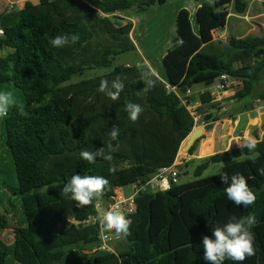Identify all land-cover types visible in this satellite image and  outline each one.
Returning a JSON list of instances; mask_svg holds the SVG:
<instances>
[{
	"label": "trees",
	"instance_id": "trees-1",
	"mask_svg": "<svg viewBox=\"0 0 264 264\" xmlns=\"http://www.w3.org/2000/svg\"><path fill=\"white\" fill-rule=\"evenodd\" d=\"M167 1L145 0L138 8L144 11ZM136 4L129 0H29L22 8L14 6L0 15V29L4 30L0 91L19 90L22 97V103H16L3 118L1 129L23 210L22 221L17 222L19 216L8 211L12 199H0V264H68L66 251L81 257L83 250L97 247L101 242L98 202L114 200L117 191L127 185L145 186L160 169L174 166L183 142L195 129L191 111L180 96L196 85L210 88L226 75L241 83L236 98L242 99L262 80L264 31L260 37H231L228 44L234 51L228 56L202 51L227 25L231 6L241 15L248 10L245 0H214L213 5L197 9L196 29L187 9L178 12L179 44L164 55L163 77L148 65H120L104 75L73 81L88 70L111 69L117 56L136 50L133 26L121 16ZM60 35H78L79 40L53 47L49 41ZM143 72L153 73L151 78L156 80L147 92L143 91ZM118 76L124 89L117 100H111L99 91V85L101 80L111 85ZM199 96L202 106L197 112L211 109L202 124L226 117V111L213 104L211 91ZM258 98L256 103H264V92ZM187 99L189 105L194 104L193 95ZM127 102L143 109L136 122L125 111ZM20 105L27 115H20ZM113 126L119 130L116 140L109 135ZM109 143L112 162L98 157L89 163L80 156L82 150L105 148L107 152ZM241 155L248 158L223 167L213 177L174 182L166 190L142 189L135 211L125 215L132 221L131 234L125 237L130 249L99 251L88 260L74 259L73 264H208L203 259V237L212 236L210 226L250 214L256 218L250 229L256 254L242 264H264V176L257 171L264 167V138L256 137L252 152L235 148L205 158L196 175L201 177L208 164L230 163ZM113 166L115 171L110 172ZM175 167L181 175L180 165ZM224 173L246 178L257 197L253 205L244 208L227 199L228 185L221 180ZM76 174L102 176L109 184L99 199L80 207L61 196L64 185ZM11 215L15 240L7 245L1 236L13 227ZM224 264L238 262L226 260Z\"/></svg>",
	"mask_w": 264,
	"mask_h": 264
},
{
	"label": "clouds",
	"instance_id": "clouds-1",
	"mask_svg": "<svg viewBox=\"0 0 264 264\" xmlns=\"http://www.w3.org/2000/svg\"><path fill=\"white\" fill-rule=\"evenodd\" d=\"M79 40L78 35H60L50 40L53 47H64L71 43H76ZM153 73L143 72L142 79L145 87L143 91L147 92L155 86L156 80L152 79ZM124 89V84L118 76L109 85V81L101 80L99 91L105 94L111 100H117ZM16 100L11 92H0V118L8 115L10 108L16 105ZM20 115H27L24 112L23 106H19ZM125 111L129 115V119L136 122L142 113L143 109L139 104L127 102ZM195 130V129H194ZM112 140H116L119 136V130L113 126L109 133ZM241 148H247L252 152L256 148L255 140H247L246 143L238 145ZM108 151L105 148L97 149L95 152L82 150L80 156L83 160L94 163L96 159L102 158L105 161L112 162L113 156L110 154L113 150L111 143L107 145ZM110 172L115 171V167H110ZM261 176H264V167L257 170ZM221 180L225 185L227 199L236 206H243L247 208L253 205L257 199L254 192L249 188L246 178L242 174H233L229 176L224 173ZM109 181L102 176L79 175L76 174L64 185L61 190V196L77 202L78 206H88L92 204L93 200L99 199ZM119 206H115L113 210H108L99 218V238L101 241H106L113 236L116 237L130 235V227L132 221L128 219L122 212L118 210ZM256 223L254 215L250 214L246 217L236 218L231 217L224 225L210 226L212 236L205 235L203 237V259L208 264H224L226 260H232L242 264L246 259L255 256V248L253 245V235L250 231L251 227ZM214 237V238H213Z\"/></svg>",
	"mask_w": 264,
	"mask_h": 264
},
{
	"label": "rangeland",
	"instance_id": "rangeland-1",
	"mask_svg": "<svg viewBox=\"0 0 264 264\" xmlns=\"http://www.w3.org/2000/svg\"><path fill=\"white\" fill-rule=\"evenodd\" d=\"M129 1L137 2L135 7H133L130 10H126L124 12V14L127 17H132L135 19V22L133 23L134 25V30H133L134 36L133 37L137 42V46H135L136 50L117 56L111 69L88 70L85 72L83 76H76L73 81H78L81 79H88L94 76L104 75L110 72L116 66H120V65H127V66L130 65L133 67L148 65L152 68V70H154L155 74L161 77L164 76L163 56L170 49H172L175 45L179 44V38L177 35V31H176V24H175L174 17H173L175 13V9L179 6V4H184V5L187 4L188 6H190V8H192V6L195 5L196 0H170L169 3L162 6L163 10L160 12V14H156V15L151 14V12H146V11H150L149 8L144 10L145 12L139 10L138 5H140L141 2H145V0H129ZM260 6L264 7L262 3H260ZM12 10L13 9H11L10 11ZM233 22L234 20H231L230 26H228L227 31L229 32L230 35H233L234 38L239 39L240 37L243 36V34L236 33L233 31V27H234V26L232 27ZM263 22H264V18L257 20L256 23L250 22V24L255 26L257 30L254 29L255 31H253V33L251 34L248 33L246 35V38L262 36L263 31L261 30L260 25ZM193 25L196 29L195 20H193ZM236 28H239V26H236ZM205 46L206 48L204 49V53L210 56L212 55L228 56L234 51V49L227 42H223L222 44L211 43ZM262 62L264 66V58ZM219 83H220V79H218L215 82V84L211 87V90L213 92L216 90L218 91L217 87ZM233 86L236 89H238V86L241 87V83L236 81ZM201 88H205V85L200 84V85L194 86L195 91ZM262 92H264V76L262 80L256 84L254 92L251 95L245 98H242L239 101L238 106L246 105L247 110H252L253 100L257 97L258 94H261ZM11 93L13 97L15 98L16 102L21 104L22 97H21L20 91L15 90V91H12ZM260 105H263V103H260ZM235 107H236L235 105L229 106L230 112H234ZM255 115L256 114L254 113L253 116ZM2 120L3 118H0V153L2 156V165L0 166V171H1L0 172V179H1L0 182L2 185L1 193H5L8 197L12 199L13 206H9V207L7 206L11 214H13L14 216L21 217L23 216V210L21 206V197L20 195L16 193L18 183H17L15 168H14L11 155L9 154L8 149L6 148L4 144L5 137L1 129ZM198 128H206V127L199 125L196 129ZM186 140L183 142L180 152H179V155L183 154V157L187 156V153H184L182 151L184 145L186 144ZM247 158L248 157L241 155L239 157H235L233 161L230 163L224 162V163L208 164L207 168L203 171V174L201 177H198L196 175V170L200 165L205 164L206 161H204V159H195L193 160V162L183 165V167L181 168V175L179 176L176 183L186 184V183L193 182L199 179L213 177L215 175H218L222 171L223 167L231 163H234V162L243 161ZM7 186H10V188H7ZM136 187L134 184H130V185L123 187V191L125 192L126 196L129 197L131 195H134L136 191L135 189ZM153 189H156V188L153 186ZM122 238L123 237L112 238L111 241H109V246H113L116 242H120ZM93 249H90V251H93ZM107 251H111V250L108 248ZM69 253L70 251L65 252V260L68 264H73V260L69 256Z\"/></svg>",
	"mask_w": 264,
	"mask_h": 264
},
{
	"label": "crops",
	"instance_id": "crops-1",
	"mask_svg": "<svg viewBox=\"0 0 264 264\" xmlns=\"http://www.w3.org/2000/svg\"><path fill=\"white\" fill-rule=\"evenodd\" d=\"M24 1V2H23ZM29 1V0H0V15L3 13L10 11L11 6L17 5L18 8H22L21 6H24V4ZM33 2H38V0H30ZM248 4V10L245 14L241 15L238 14L234 11V7H230V14L227 19V25L225 28L221 29L218 31L219 35L222 37H228L229 39L231 37H234L233 35H230L229 32L227 31L228 26H230L231 20H234L232 23L233 31L236 33H241L243 34L242 38H246V35L248 33H253V31L257 30V28L253 25L250 24V22L256 23L257 20L263 19L264 18V7L260 6V3L264 5V0H245ZM23 2V3H22ZM170 0L167 1L169 3ZM19 3V4H18ZM166 3V4H167ZM203 4H214V0H196L195 5L190 8L187 4H179V6L175 9L174 13V21L176 24L177 20V14L181 9H187L190 12L191 15V20L193 24V20H195V14L198 8H200ZM148 9V8H147ZM150 11L146 12H151V14H160V12L163 10L162 6L160 5H155L149 8ZM145 12V11H144ZM249 12V14H248ZM121 16L125 19L126 23L132 24L133 29H132V34L131 38L137 46V42L134 39L133 35V30H134V25L133 23L135 22V19L132 17H127L124 13L121 14ZM244 20V22H243ZM194 26V25H193ZM236 26H239V28H236ZM250 28V29H249ZM260 28L262 31H264V22L260 25ZM195 29V27H194ZM255 29V30H254ZM246 30V32H245ZM261 31V32H262ZM263 33V32H262ZM224 41H218L216 39V36L214 34V42L213 43H219L222 44ZM229 43V42H227ZM206 46H203L202 51L204 52V49ZM164 58V56H163ZM264 76V75H263ZM236 81L234 80H229V86L223 91L216 90L212 91L211 87L210 88H201L199 90H194V87L191 89L192 95H193V100H194V105L197 108L202 106V103L200 101V94H204L207 91H211L213 94V104H217L220 107H224L226 109L225 113V118L219 120L218 122H209L202 124V121L205 117V115H208L209 112H211V109L208 108L206 111L203 112H198L199 114L202 115V119L200 121L201 125L206 127L204 129V135L201 139H199V142L197 143L196 149L194 151V154L188 153L187 156L181 157L179 156L175 165H180V169L183 167V165L188 164L190 162H193L195 159H205L207 157L213 156L215 154H220L224 153L226 151L235 149V148H241L238 145H242L246 143L247 140H255L256 137H259L260 139L264 138V103L263 105H260V107H257L255 104L256 101L259 100L258 96L253 100L252 102V110H247V106H238V103L241 99L236 98V92L240 89L238 86V89H236L233 85ZM263 93V92H262ZM261 93V94H262ZM235 105L236 107L234 108V112H230L229 106ZM256 114L253 116V114ZM200 125V124H199ZM198 125V126H199ZM197 126V127H198ZM227 138V141H224V138ZM251 137V138H250ZM136 187V185H135ZM137 187H139L137 185ZM136 187V188H137ZM135 188V189H136ZM143 190L147 188V190H156L153 189L152 185L148 186H142L141 187ZM136 193V191H135ZM134 193V195H135ZM134 195L131 196H126L125 192L123 191V188H120L117 193H116V198L111 201H99L97 204V219L102 216V214L108 210H113L112 205L114 202L118 201H123L130 199ZM8 199L9 197L5 193H1L0 191V199ZM11 199V198H10ZM2 206H0V214L3 213L2 211ZM10 212V210L8 209ZM121 212V211H120ZM11 213V212H10ZM13 215V214H12ZM11 215V219L13 222V227L4 231L1 236V240L6 243L7 245H12L15 240V228L13 220V216ZM15 217V216H14ZM17 222L22 221V217L16 218ZM116 236L113 234V238ZM121 239L120 242H116L113 246H108L111 252L115 253H122L126 252L130 249V246L128 244V241L124 236ZM120 237V238H121ZM118 238V237H116ZM111 241V240H110ZM114 241V240H113ZM77 253V252H76ZM75 252L69 254V256L74 259H80L82 260L89 259L91 256H93L95 253L93 251H90V249L83 250V256L81 257H74V255H77ZM82 254V253H80ZM85 258V259H84Z\"/></svg>",
	"mask_w": 264,
	"mask_h": 264
},
{
	"label": "built area",
	"instance_id": "built-area-1",
	"mask_svg": "<svg viewBox=\"0 0 264 264\" xmlns=\"http://www.w3.org/2000/svg\"><path fill=\"white\" fill-rule=\"evenodd\" d=\"M14 6H11V9H14ZM4 34V30L0 29V37ZM216 39L218 41H224V42H228L229 38L228 37H222L219 35L218 32L215 33ZM229 76L223 75L220 78V83L218 84V90L223 91L226 88H228L229 86ZM171 90H174L175 92H177L176 88H172ZM192 95L191 90H188L187 93L184 96H180L183 104L187 105L189 110L191 111V114L194 118L195 121V129L197 128V126L199 125L201 119H202V115L199 114L197 112V109L195 107V105H189V101H188V97ZM257 107H260V105L257 103L256 104ZM222 111L225 112L226 109L223 107ZM180 176V170L178 168L174 166L171 167H164L162 169L159 170V172L157 173V175L145 186L148 185H152V187L154 186L156 188V190H166L169 189L172 185V183H176V181L178 180ZM142 190L141 186L136 188V193L133 197H131L130 199L127 200H123V201H118V202H114L112 205V209L115 208V206H119L118 210L121 211L124 215L128 214V213H132L135 211L136 208V197L138 195V193ZM113 238V236L111 238H109L106 241H101L100 244L93 249V252H99V251H107L109 246H108V242Z\"/></svg>",
	"mask_w": 264,
	"mask_h": 264
},
{
	"label": "water",
	"instance_id": "water-1",
	"mask_svg": "<svg viewBox=\"0 0 264 264\" xmlns=\"http://www.w3.org/2000/svg\"><path fill=\"white\" fill-rule=\"evenodd\" d=\"M204 135V129L198 128L193 130V132L190 134V136L186 140V144L183 147L184 153H189L190 149L193 147V145ZM224 141H227V138H224ZM179 156L183 157V154H180Z\"/></svg>",
	"mask_w": 264,
	"mask_h": 264
}]
</instances>
